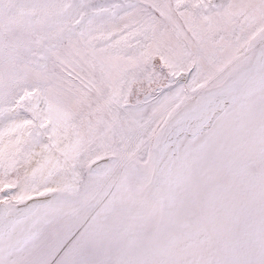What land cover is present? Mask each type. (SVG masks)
<instances>
[{"label": "rangeland", "instance_id": "obj_1", "mask_svg": "<svg viewBox=\"0 0 264 264\" xmlns=\"http://www.w3.org/2000/svg\"><path fill=\"white\" fill-rule=\"evenodd\" d=\"M30 200L0 264H264V0H0V206Z\"/></svg>", "mask_w": 264, "mask_h": 264}, {"label": "bare ground", "instance_id": "obj_2", "mask_svg": "<svg viewBox=\"0 0 264 264\" xmlns=\"http://www.w3.org/2000/svg\"><path fill=\"white\" fill-rule=\"evenodd\" d=\"M206 101H202L201 106ZM194 110H188L185 113L187 115L194 116L196 113H193ZM104 161L98 163V166H102ZM164 166V165H163ZM162 166V167H163ZM103 167V166H102ZM160 170V169H159ZM39 200H30L27 203L18 206L16 208L14 213L6 214L5 207L2 205L0 206V245H3L6 243V241L11 237V234H13L14 230V221L17 217H20L28 208H31L35 203H37Z\"/></svg>", "mask_w": 264, "mask_h": 264}]
</instances>
